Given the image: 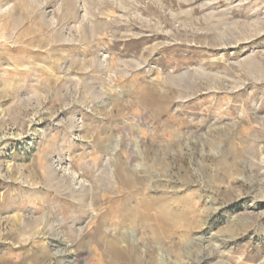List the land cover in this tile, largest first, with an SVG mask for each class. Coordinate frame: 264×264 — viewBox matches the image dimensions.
<instances>
[{
	"label": "rangeland",
	"instance_id": "obj_1",
	"mask_svg": "<svg viewBox=\"0 0 264 264\" xmlns=\"http://www.w3.org/2000/svg\"><path fill=\"white\" fill-rule=\"evenodd\" d=\"M0 264H264V0H0Z\"/></svg>",
	"mask_w": 264,
	"mask_h": 264
},
{
	"label": "bare ground",
	"instance_id": "obj_2",
	"mask_svg": "<svg viewBox=\"0 0 264 264\" xmlns=\"http://www.w3.org/2000/svg\"><path fill=\"white\" fill-rule=\"evenodd\" d=\"M124 176V175H123ZM144 205H146V207L149 209V208H151V205H150V203H147V204H144ZM157 206V205H156ZM158 208V207H157ZM160 212H159V214H157V229H158V231H159V233H162V234H164V235H166V234H170L171 236H172V234H173V232H174V218L175 217H172L171 216V214H169V212H167L166 210H162V209H160L159 210ZM135 213V212H134ZM140 213V212H139ZM137 211H136V213H135V215H137V214H139ZM132 216H128L132 221H133V219L134 220H136V218H135V215H133V214H131ZM137 217V216H136ZM143 218L144 219H146V218H148V216L145 214V216L143 215ZM128 219V218H127ZM129 219V220H130ZM138 219V218H137ZM177 219V218H176ZM125 220V219H124ZM130 220V221H131ZM135 222V221H134ZM176 222V221H175ZM136 223V222H135ZM170 231H173V232H170ZM112 243V242H111ZM110 243V244H111ZM116 243V242H115ZM115 243H112L111 244V247L110 248H112V249H115L116 248V244Z\"/></svg>",
	"mask_w": 264,
	"mask_h": 264
}]
</instances>
